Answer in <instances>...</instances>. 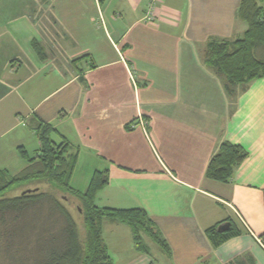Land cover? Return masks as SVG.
Returning <instances> with one entry per match:
<instances>
[{
    "label": "crops",
    "instance_id": "crops-1",
    "mask_svg": "<svg viewBox=\"0 0 264 264\" xmlns=\"http://www.w3.org/2000/svg\"><path fill=\"white\" fill-rule=\"evenodd\" d=\"M241 3L0 0V170L22 171L51 124L77 155L72 186L107 171L95 204L144 209L168 246L143 231L141 251L105 218L110 264H264V77L228 92L207 62L210 41L247 31ZM223 142L247 151L229 182L206 175ZM227 221L239 234L215 245Z\"/></svg>",
    "mask_w": 264,
    "mask_h": 264
},
{
    "label": "trees",
    "instance_id": "trees-1",
    "mask_svg": "<svg viewBox=\"0 0 264 264\" xmlns=\"http://www.w3.org/2000/svg\"><path fill=\"white\" fill-rule=\"evenodd\" d=\"M238 15L248 25L242 38L213 40L207 45V62L226 76L228 92L232 86L264 77V0H242ZM35 131L40 140L39 151L32 157L20 148L28 165L14 175L0 170V247L4 244L5 264H110L102 239L105 218L130 225L139 250H145L143 231L168 250L144 209H113L95 204L97 192L108 184L107 171H97L86 192L76 190L71 181L77 155L70 152V144L52 139L51 124L40 123ZM246 155L241 145L221 143L207 167V177L229 182ZM43 184L50 190H43ZM16 190L20 192L10 195ZM62 194L81 199L83 232L63 203L67 198ZM207 233L215 245H220L239 231L232 227L219 232L214 226Z\"/></svg>",
    "mask_w": 264,
    "mask_h": 264
},
{
    "label": "rangeland",
    "instance_id": "rangeland-1",
    "mask_svg": "<svg viewBox=\"0 0 264 264\" xmlns=\"http://www.w3.org/2000/svg\"><path fill=\"white\" fill-rule=\"evenodd\" d=\"M33 186V185H32ZM75 186H77L78 188H85L86 183L84 181H79L75 184ZM41 187L43 188V190H50L49 186L47 184H43L41 185ZM82 190V189H81ZM84 190V189H83ZM15 192V193H13ZM20 192V190H16V191H12L10 192L11 194H18ZM58 196L60 197V194H58ZM62 196L66 197L67 200L63 201V203L66 205V207L69 209V211L72 213V215L74 216L76 222L78 223V226L80 228V230L83 232L84 231V226H83V220H82V216H81V212L79 211V206L82 205V201L81 199H79L78 197H75L71 194H62ZM10 226V224L8 225V227ZM2 246V244H1ZM0 263L1 264H5L6 263V252L4 250V244L2 246V249L0 247ZM4 259V260H3Z\"/></svg>",
    "mask_w": 264,
    "mask_h": 264
},
{
    "label": "water",
    "instance_id": "water-1",
    "mask_svg": "<svg viewBox=\"0 0 264 264\" xmlns=\"http://www.w3.org/2000/svg\"><path fill=\"white\" fill-rule=\"evenodd\" d=\"M231 228V222L227 221L219 225L218 231L219 232H226Z\"/></svg>",
    "mask_w": 264,
    "mask_h": 264
},
{
    "label": "built area",
    "instance_id": "built-area-1",
    "mask_svg": "<svg viewBox=\"0 0 264 264\" xmlns=\"http://www.w3.org/2000/svg\"><path fill=\"white\" fill-rule=\"evenodd\" d=\"M148 18H150V19L152 18V12L151 11H149V13H148ZM141 123L144 124V121L141 120Z\"/></svg>",
    "mask_w": 264,
    "mask_h": 264
}]
</instances>
